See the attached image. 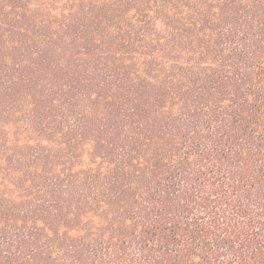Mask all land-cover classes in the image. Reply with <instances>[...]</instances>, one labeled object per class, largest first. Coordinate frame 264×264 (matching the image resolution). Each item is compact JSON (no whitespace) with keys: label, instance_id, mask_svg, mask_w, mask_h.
<instances>
[{"label":"trees","instance_id":"1","mask_svg":"<svg viewBox=\"0 0 264 264\" xmlns=\"http://www.w3.org/2000/svg\"><path fill=\"white\" fill-rule=\"evenodd\" d=\"M0 264H264V0H0Z\"/></svg>","mask_w":264,"mask_h":264}]
</instances>
